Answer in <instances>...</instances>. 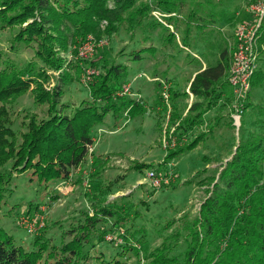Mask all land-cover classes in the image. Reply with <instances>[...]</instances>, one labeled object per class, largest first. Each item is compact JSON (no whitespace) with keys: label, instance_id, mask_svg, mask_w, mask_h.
Returning <instances> with one entry per match:
<instances>
[{"label":"trees","instance_id":"16d2710c","mask_svg":"<svg viewBox=\"0 0 264 264\" xmlns=\"http://www.w3.org/2000/svg\"><path fill=\"white\" fill-rule=\"evenodd\" d=\"M223 2L0 0V30H14L10 49L15 51L20 45L33 48V59L24 63L0 57V217L7 203L6 195L14 194L15 177L23 175L27 184L35 187L39 198L56 199L60 194L55 184L67 180L86 162L89 147L95 142L92 131L96 124L103 122L108 113L118 120L133 118L146 110L136 95L116 94L132 78L127 79L128 65L109 60L104 54L85 61V66L99 71L87 88L88 96L77 105L65 101L66 88L78 79L83 68L73 57L76 51L69 48L70 44L74 46L91 36L92 40L102 41V46L106 38L124 29L131 38H137L136 47L127 52L133 61L142 60L146 54L153 55L158 49L167 52L172 47L176 52L168 56L187 63L182 67L184 70L196 66L183 84L176 81L178 87L172 92L176 99L182 96L185 103L189 96L187 87L193 95L185 115L182 113L188 103L181 112L173 111L174 122H178L174 131L179 137L195 127L198 130L211 110L225 106L226 95L231 94L227 75L233 47L225 46L217 54L210 51L215 44L209 39L211 35H219L217 22L222 17L230 23L235 19L225 16ZM152 11L168 16H162L160 21ZM202 44L207 49H201ZM193 47L199 48L201 55ZM260 63L244 100L251 96L250 91L264 89V64ZM152 74L158 77V73ZM26 92L33 103L45 107L43 116L26 109L17 113L12 109L16 99ZM242 103L243 114L247 107L256 105L250 101ZM262 114L260 124L264 126V108ZM242 116L238 141L233 144L230 157L220 165L217 180L211 178V187L196 215H181L173 231L145 254L144 263L140 261L139 247L146 244V228H137L134 220L138 212L124 211L125 207L117 200L114 204L99 201L93 214L83 211L82 220L63 230L58 242L48 235L46 223L33 234L36 235L29 247L0 224V264H91L92 259L94 264H127L122 259L125 254L136 259L134 264H264V131H247ZM19 118L23 129L14 127ZM228 118L226 126L234 130L233 119L230 115ZM221 119L215 115L212 124L207 121V131L212 133L221 127ZM201 131L166 151L165 161L196 147L206 135ZM93 157L97 165L100 156ZM144 166L135 163L129 171ZM40 209V203H29L25 212L42 214ZM171 222L174 220L167 224ZM114 229L124 230L127 235L119 236L125 243L118 245L109 259L100 251L92 254L95 245L105 242V236ZM65 236L70 239L66 241ZM128 237L138 247L128 243Z\"/></svg>","mask_w":264,"mask_h":264},{"label":"rangeland","instance_id":"374dc122","mask_svg":"<svg viewBox=\"0 0 264 264\" xmlns=\"http://www.w3.org/2000/svg\"><path fill=\"white\" fill-rule=\"evenodd\" d=\"M242 3L241 0L223 2L222 5L226 4L225 11L227 14L225 16H233L234 12L240 10ZM237 22L236 19L232 23L228 20L226 22L223 17L217 22L220 33L209 37L210 41H214L215 44V47H210L211 52L218 54V51L223 47H231L229 45L233 43V31ZM13 31L11 28L0 30L1 59L8 56L19 63L33 59V48L31 47L20 45L15 51L10 49ZM223 36H225V44L222 40ZM89 37L91 36L83 41H77L74 46L70 44L69 48L76 51L73 57L78 59L83 68L77 75L78 79L66 88L63 97L65 101L77 105L88 96L87 88L94 82L99 71L93 67L85 66V61H93V59L104 54L109 60L116 59L128 65L127 79H131L137 73H146L148 76L150 75L149 77L157 78L153 77L154 74L152 73H158V78L168 86V103L164 104L163 91L165 87L162 83L148 81L146 77L132 81L131 92L136 95L137 100L141 99L142 102L139 104L144 103V109H146L144 113L133 118L125 119L123 117L118 120H115L112 114L108 113L103 122L96 124L92 131L95 138L92 145L93 152L88 154L86 162L75 169L67 180L55 184L56 187L54 188L60 194L56 196V199L48 200L43 196L39 198V195L35 193V187L28 185L23 175L15 177L14 194L6 195L7 203L2 207L0 224L13 234L20 243L29 247L32 237L37 233L35 235L27 233L19 225V217L28 215L37 219L36 215H38L42 218L43 224L49 225L48 235H53L58 242L63 230L82 220L83 211L93 214L94 205L98 204L99 201H102L103 204H114L119 200L125 207L124 211L138 212V216L134 220L135 226L146 228V244L142 248L139 247L140 261L144 263L145 254L158 246L163 237L173 231L175 226L180 223L177 219L181 215L184 213H189L190 216L196 215L200 203L211 187V178L214 176L217 180L220 165L224 164L230 157L232 146L238 141V127H235L234 121L232 123L234 130L226 126L229 115L233 117L237 113V109L231 94L230 96L226 95L228 99H225V103L227 104L221 109L215 107L207 114L201 126L202 131L199 128L197 132L192 131L186 135L187 141H189L200 131L206 133L198 145L176 158H169L165 161L166 151L162 146L164 128L166 127L167 133L175 126L173 111L181 112L186 107L187 100H190L187 96L188 98L185 100L187 103H185L182 101L184 100L182 96L176 99L172 92L175 93L174 91L178 87L176 81L183 84L190 73L189 71L194 70L196 66L191 65L189 69L184 70L182 67H186L187 63H181L179 59H172L168 56L169 53L176 52L172 47L167 52L158 49L153 55L148 56L146 54L142 60L133 61L128 58L127 52L136 47L137 38H131L124 29H120L117 34L106 38L105 44L102 46L100 41L89 40ZM260 41L264 42L262 36ZM86 42H88L89 47L87 50L83 49ZM200 48L207 49L206 44H202ZM122 49H124L123 53L119 54ZM192 49L201 55L199 48L193 47ZM177 57L181 56L178 55ZM259 63L264 64V50L260 53ZM250 95L243 103L250 101L256 105L247 107L244 114L240 112V116L243 115L242 118H245L244 127L247 131H264V126L260 124L262 121L260 118L263 119L261 115H263L262 110L264 108V89L261 91L254 89L252 92L250 91ZM169 105L170 107H168ZM259 107L263 108L260 109ZM242 108L243 106L240 105L241 111ZM12 109L16 113L26 109L43 116L45 107L33 103L31 95L26 92L16 99L12 104ZM215 115L221 116L222 125L210 133L207 131L209 129L207 121L210 120L209 123L212 124ZM165 117L168 118V122L165 121ZM20 121L21 118L17 119L14 126L16 129H23L20 126ZM165 124L167 125L165 126ZM94 155L100 156L97 165L94 164ZM135 163H141L145 166L129 171ZM149 171L157 172L160 175L157 184L150 183L147 178ZM29 203H40V210L43 213L32 211V214H26L25 211ZM9 209H11L10 212H8ZM171 220L174 222L168 225L167 223ZM109 224H111L110 221ZM122 233H124L123 229H114L108 235L110 238H107L106 235L105 242L96 244L91 253L100 251L109 259V255L116 251L118 245L125 243L119 236ZM124 235L127 234L124 233ZM64 238L66 241L70 239L69 236ZM128 243H133L138 247L132 238L129 239ZM122 259L127 264H134L136 261L129 254H125ZM94 263L92 259L91 264Z\"/></svg>","mask_w":264,"mask_h":264},{"label":"built area","instance_id":"2783aa9c","mask_svg":"<svg viewBox=\"0 0 264 264\" xmlns=\"http://www.w3.org/2000/svg\"><path fill=\"white\" fill-rule=\"evenodd\" d=\"M213 2L219 3L226 0H211ZM243 10L246 13L247 17L239 22L233 31V52L232 57L228 69L227 81L230 86L231 96L233 97L234 106L237 109V113L233 115V121L235 127L240 126V105L242 101L245 99L249 89H250V80L252 75L254 74L255 70L257 69L260 53L264 50V42H261L262 31L264 29V0H243ZM239 13V11H238ZM152 14L161 20L162 16H168L158 11H152ZM173 15V13L171 14ZM165 24V23H164ZM92 40L91 37L88 38ZM88 42L85 43L83 49L87 50ZM103 44L100 41V45ZM93 72V71H92ZM139 77H146L148 81H159L163 84L164 88L163 97L165 99L164 104L168 103V86L164 83L163 80L160 78H152L149 77L146 73H139L132 77V79L126 84V86L121 90L117 91V95L127 94L135 96L134 93L131 92V83L135 81ZM188 95H189V102L186 110L183 112L182 115H185L189 105L191 104V99L193 97L192 93L189 91L188 87L186 88ZM239 105V106H238ZM170 107V105L168 106ZM168 118L165 121H167ZM168 122V121H167ZM178 122L175 123V126L172 127L166 133V127L163 131V138H162V146L165 151L170 149H174L178 145H182L184 142L187 141L186 135H179L176 134L174 131ZM167 124H165L166 126ZM198 128H201L198 127ZM197 128H194V133L196 132ZM93 148L92 145L89 147V152H92ZM159 176L157 172L149 171L147 173V178L150 180V183L153 182L157 184L159 180ZM29 217L28 215H21L19 217V225L24 228V230L29 234H34L38 232V229L43 226L42 218L38 217ZM107 238H110L106 236Z\"/></svg>","mask_w":264,"mask_h":264},{"label":"crops","instance_id":"0c3cea01","mask_svg":"<svg viewBox=\"0 0 264 264\" xmlns=\"http://www.w3.org/2000/svg\"><path fill=\"white\" fill-rule=\"evenodd\" d=\"M243 0H241V3H242ZM226 5V4H225ZM227 7H229V5H227ZM237 10V8H236ZM239 11V13H238ZM236 12H234L235 14L233 15L235 17V19L239 22L240 20H243L247 17L246 13L244 12L243 10V4H241L240 6V10H238ZM189 102V100H187ZM193 101V97L191 99V102Z\"/></svg>","mask_w":264,"mask_h":264}]
</instances>
